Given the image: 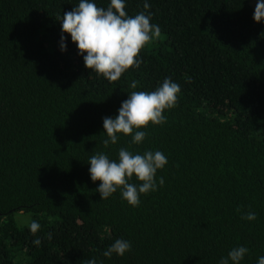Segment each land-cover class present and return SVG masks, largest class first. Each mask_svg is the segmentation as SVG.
Here are the masks:
<instances>
[{
  "label": "trees",
  "instance_id": "trees-1",
  "mask_svg": "<svg viewBox=\"0 0 264 264\" xmlns=\"http://www.w3.org/2000/svg\"><path fill=\"white\" fill-rule=\"evenodd\" d=\"M249 1L147 0L145 10V0H125L130 16L150 12L161 36L141 50L138 68L109 82L62 32L60 18L79 0H0V264H219L239 246L249 249L240 264H257L264 22ZM92 2L106 8L110 0ZM165 78L181 88L166 123L139 129L148 133L140 144L118 134L105 147L103 118H115L131 91H154ZM121 147L167 157L157 190L141 194L138 207L119 190L101 199L90 177L93 154L117 160ZM249 211L254 221L241 218ZM116 239L131 251L103 256Z\"/></svg>",
  "mask_w": 264,
  "mask_h": 264
},
{
  "label": "clouds",
  "instance_id": "clouds-1",
  "mask_svg": "<svg viewBox=\"0 0 264 264\" xmlns=\"http://www.w3.org/2000/svg\"><path fill=\"white\" fill-rule=\"evenodd\" d=\"M143 7L148 10L150 5L145 0ZM152 14L141 11L130 16L126 11L125 0H110L107 7H98L92 0H79L77 6L65 12L61 20L62 32L68 33L76 44L79 54L83 56L87 69L102 75L109 82L118 81L130 68H138L142 63L141 50L150 42L161 36L160 26L151 23ZM253 19L264 22V0H256ZM65 37H61V50H66ZM136 81L130 85L137 87ZM180 85L170 78H165L162 85L154 91H131L124 100L115 118H103L104 132L107 139L103 144H116L118 134L131 135L133 144L142 143L148 135L139 129L151 125L166 123L164 111L174 108L178 103ZM89 173L93 182L99 181L101 199H107L120 191L122 198L133 207L140 204L141 194L157 190V170L163 169L167 164V157L161 151H145L143 154H134L121 147L118 159H110L103 152L93 154L89 162ZM133 176L139 183H131ZM164 179H159L163 186ZM241 211V209H237ZM242 219L254 221L256 214L246 212ZM41 225L33 220L29 229L35 236ZM51 239V233L47 236ZM40 246L42 240L37 237L32 241ZM131 242L125 239H116L114 243L103 252V256L111 258L115 253L123 256L131 251ZM249 249L244 246L232 248L219 264H240ZM85 264H97L95 258ZM101 264L103 262L101 261ZM257 264H264V256L258 258Z\"/></svg>",
  "mask_w": 264,
  "mask_h": 264
},
{
  "label": "rangeland",
  "instance_id": "rangeland-1",
  "mask_svg": "<svg viewBox=\"0 0 264 264\" xmlns=\"http://www.w3.org/2000/svg\"><path fill=\"white\" fill-rule=\"evenodd\" d=\"M250 6L255 10V6H256V0H250L249 1Z\"/></svg>",
  "mask_w": 264,
  "mask_h": 264
}]
</instances>
